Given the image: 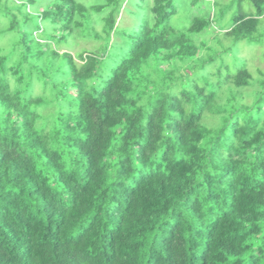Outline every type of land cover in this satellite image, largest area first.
<instances>
[{
  "label": "clouds",
  "instance_id": "clouds-1",
  "mask_svg": "<svg viewBox=\"0 0 264 264\" xmlns=\"http://www.w3.org/2000/svg\"><path fill=\"white\" fill-rule=\"evenodd\" d=\"M0 264H264V0H0Z\"/></svg>",
  "mask_w": 264,
  "mask_h": 264
}]
</instances>
